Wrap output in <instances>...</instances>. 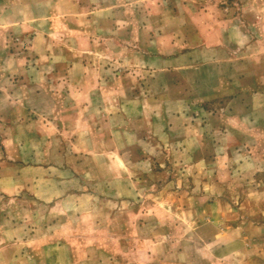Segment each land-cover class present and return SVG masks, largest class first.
<instances>
[{"label":"rangeland","instance_id":"obj_1","mask_svg":"<svg viewBox=\"0 0 264 264\" xmlns=\"http://www.w3.org/2000/svg\"><path fill=\"white\" fill-rule=\"evenodd\" d=\"M28 14L26 33L0 32V245L14 229L29 255L14 264H44L38 252L52 242L71 264H244L242 251L264 253L254 229L264 223V0H29ZM235 92L250 109L233 122L223 110ZM123 104L124 126L151 137L112 139L102 124ZM57 180L77 196L37 198ZM214 199L227 208L213 228H197L192 209L188 222L148 209Z\"/></svg>","mask_w":264,"mask_h":264},{"label":"crops","instance_id":"obj_2","mask_svg":"<svg viewBox=\"0 0 264 264\" xmlns=\"http://www.w3.org/2000/svg\"><path fill=\"white\" fill-rule=\"evenodd\" d=\"M28 8H29V0H19V1L0 0V32L20 33V34L26 33V31L29 30L28 26H29L30 18L32 16H34V15H31L29 17ZM37 36H39V34ZM245 77H247V76L245 75ZM236 96L237 95L235 92L232 95V97L229 99V103H230L229 106H227L226 109L223 110L224 113L227 114L228 120L233 121V122L240 121L239 119L241 116L239 113H245L246 114L249 112V109H250V108H248L247 104L244 105L243 108H238V105L237 106L234 105L233 101H236V99H235ZM260 96H264V90L261 91ZM251 107H253V106H251ZM184 109H185L184 107H181V108L179 107V108H176L175 111L180 112L181 116L185 117V115L183 116V112H185ZM261 110H263V109H261ZM124 113H125V104L122 105L121 109H117L116 112H114V113H112V115L108 116L107 121H105L102 124V127L110 130V134L112 135V139L115 140L118 145L127 144V143H134V141H132V140H131V142H129L130 137H133L134 139H136V142L141 140L143 137H146V138L151 137L148 135L145 136V134H147V132H144L145 133L144 134V133H142V130H140V129H144V131H145L146 128L144 125L138 126L136 124H133L132 127L124 126L123 123H124V120L126 117ZM241 118H243V117H241ZM114 121H116V122H114ZM184 121H186V120H184ZM150 122H155V119L150 117L149 118V124H150ZM188 124H189V122H188ZM180 126H181L182 131L184 128L186 129L188 127L185 125L184 122H181ZM202 126H203V123H202ZM168 128L174 129L173 126H169V124H168ZM185 137L187 138V136H185ZM201 137H202L201 134H200V136L198 134L195 138L197 139V141H199L200 139H202ZM193 139H194V137H193ZM182 142H184V141H182ZM218 157H215V159H219ZM141 159L142 158H140V160ZM197 160H202L200 162H203V161H205V157L201 156ZM65 173L68 177L70 176V171H65ZM67 173H69V174H67ZM56 182L58 183V185L53 190L44 191L41 188L37 187V188H39L35 191V195L37 196V198L42 199L44 201H51L53 199H56V197H58V195H64L63 199H61V200H63L61 202H64V201L73 199L74 196H77L74 192L70 191L68 188H66L64 190H60L59 189V188H61V187H59L60 181L57 180ZM107 185H109V182ZM197 187L199 188V186H197ZM137 189L138 188H136L134 186H132L130 189L121 188L119 190V192L121 194H117V197H119L122 200L121 202H124L125 199L133 197V195H134L133 193ZM203 189H205L204 184H203ZM10 190H11V186H10L9 192H10ZM103 190L108 192V194L114 193L109 187H104ZM200 190H201V188L198 189V191L200 192V197L204 198L205 195ZM59 191L62 194H57V193H59ZM192 191H195V190H192ZM259 191L262 195L264 194V188L263 187L261 189H259ZM187 192L190 193V191H187ZM136 195H138V193H136ZM81 196H84V195H81ZM114 196H115V194H114ZM188 199H189V197H188ZM193 202L194 203L191 204L190 200H188V202L184 201L181 204L176 203L175 207H174L173 203H169V202H165V201H162V202L151 201L148 205V209H153V208L155 209L158 206H161L163 208L164 207L175 208L177 210H180V211H178L179 217L187 220L186 222H188V217L190 214L189 211H190V209H192L193 210L192 212H194L196 217H197L195 219H198V222H200V226H197V228H199V229L200 228L204 229V226H210L212 228L215 226L218 227L220 221L225 218V216H223L222 212H219L220 211L219 208L220 209H226L227 208V204H225L224 201H222L224 203V204H222L221 202H216L214 199L212 201V203L207 205V208L204 204H202L201 202H198L197 200L193 201ZM179 205H180V207H179ZM193 208H195L198 212L200 210H202V212L196 214V211H194ZM204 208H205V210H203ZM206 209L207 210L210 209V210L208 212H206L207 211ZM229 216H230V214H229ZM252 218L253 217H250L248 219L251 220ZM254 218L258 219L257 217H254ZM261 219L264 220V218H261ZM250 222L255 223L256 221L251 220ZM228 224H230V222ZM259 225H260V227L254 226V229H256V230L260 229L263 231L264 230L263 221ZM4 233L8 238V240L6 238V241L4 243L2 242V244L0 245V257H3L1 259L4 260V263L5 264H14V262L16 261L17 258H24V259L29 258L28 250L23 249L24 244L22 243V240H23L22 237L21 238L18 237L15 239L14 229H10V228ZM199 235H202V234L199 233ZM224 235H225V232L222 233L221 235H220V233L217 232V235H213L212 237L208 238V241H210V242L216 241L219 237H222ZM225 239H226V236H225ZM260 240L264 242V238H261ZM65 248H67V249H65ZM69 251H70V249H68L67 246H65V245L60 246V245H58V243L55 244V242L54 243L52 242V244H49V245L45 244L44 246H42V248L40 249V252H38V256L40 257V259H42L44 261V264H71L70 263V257H69L70 256ZM242 253H245V254L247 253L246 254L247 257L245 259L249 258L248 256L251 257L250 260H245L244 264H264V253L262 250L254 251L251 248V250H244V251H242Z\"/></svg>","mask_w":264,"mask_h":264}]
</instances>
